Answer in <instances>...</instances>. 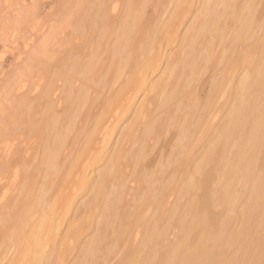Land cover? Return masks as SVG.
I'll return each mask as SVG.
<instances>
[{
    "label": "bare ground",
    "instance_id": "6f19581e",
    "mask_svg": "<svg viewBox=\"0 0 264 264\" xmlns=\"http://www.w3.org/2000/svg\"><path fill=\"white\" fill-rule=\"evenodd\" d=\"M78 3L32 52L72 34L38 143L0 118V264H264V0ZM27 4L0 0L4 52L46 32Z\"/></svg>",
    "mask_w": 264,
    "mask_h": 264
},
{
    "label": "rangeland",
    "instance_id": "374dc122",
    "mask_svg": "<svg viewBox=\"0 0 264 264\" xmlns=\"http://www.w3.org/2000/svg\"><path fill=\"white\" fill-rule=\"evenodd\" d=\"M70 0H39L35 5L33 4V3H31V0H27V6H33L34 5V7H36L37 8V13H38V15H39V19L38 20H40V22L38 23L41 27H46V32L44 33V30H42L41 32H42V35H40V36H38L37 35V31H35V30H33L32 31V33H34L35 32V35H34V38L32 39V40H30L29 42L31 43V44H33V42H35L34 43V45L31 47V48H29L27 45H26V43L28 42V40L25 42V38H22V37H20L18 40H17V44H15L16 46H14L15 48H13L12 47V45L11 44H9V46H11L9 49H6L5 50V52H4V50H1L0 49V56H2L3 57V60H2V65H1V69H0V80H2V81H6L7 79L10 81L11 80V78H13L12 76L14 75V74H17V73H22V71H24V73H23V76H22V78H24L25 79V81L27 82V84H28V86H27V88L24 90V94L23 95H19V92H16L15 93V96L13 95V94H11V93H9V95L6 97V99L4 100V102H2L1 103V105H2V107L4 106V110L3 111H5L4 112V114H2L3 113V111H1V114H0V118H2L4 115H6V116H4V118H6V122H7V126H8V124H9V126H10V129H11V125L13 126V124H11V123H13V120H14V118H13V116L14 115H16V117L17 116H21L20 118H18V119H21L22 117H24L25 116V119H26V115H27V119L29 118L28 116V114L26 113V112H28V110H30L29 111V113L31 112V111H33V109H34V111L35 110H37V109H39V107H41V106H39V103L41 102V101H39L38 100V98L36 97L38 94L37 93H35V91H34V88H35V86L36 85H38V84H40V83H42V82H47V83H50V81H47V80H49L51 77H53V74H54V76L56 75H58V74H55L56 72L57 73H60L59 72V68H61L62 66H64L65 64H64V62L65 61H63L64 59H66L67 58V56H66V53H67V51L69 50L68 48L66 49V47H68L69 46V48H71L70 46H71V44L69 43V42H67L66 40L68 39L69 40V38L71 37L72 38V34H71V36H69V38H59V40L58 39H56L55 40V42L58 40V42H57V44H54L55 42H53L52 41V46H51V50L49 49L48 51L49 52H47V54L49 55H47L46 53H45V55L42 57L41 55H40V58H41V61H40V58H37V57H33L34 56V54L32 53L33 52V50H35L38 46H39V43L41 42V41H43L44 40V38L45 37H47V36H49V35H52V34H50L51 32H52V29L50 28V27H52L53 25H56V26H58V28H56L55 27V32H57V35H56V37H59L58 36V34L60 33V32H62V30L61 29H63L62 27H63V25L62 24H64V20H69L70 18H71V15H73V14H78L80 11H82L81 10V6H79V3H78V1L79 0H77V4H71V6H69L70 5V2H69ZM61 19V20H60ZM60 20V21H59ZM61 21H63V23L61 24L60 22ZM66 22V21H65ZM57 23H59V24H61L62 26H59V24H57ZM65 29V28H64ZM67 29H65V31H66ZM37 32V33H36ZM56 34V33H55ZM60 37H63V35L61 34V36ZM69 44H67V43ZM70 42L72 43V39L70 40ZM64 49H65V51H64ZM4 52V53H3ZM64 52H66V53H64ZM62 53H64V56L63 55H60V54H62ZM51 54V55H50ZM46 56V57H45ZM60 57V59L62 58V57H64V59L62 60H60L59 58H57L56 60H58V62H59V65H60V67L58 68V64L56 65L55 64V62L56 61H54L53 59H50L51 57H53L54 59L56 58V57ZM49 57V58H48ZM33 59H38V61H34ZM50 59V60H49ZM73 59V58H72ZM71 59V60H72ZM87 59H85V61H86ZM63 61V62H62ZM62 62V63H61ZM57 63V62H56ZM68 63H71V61L69 60L68 61ZM56 65V67H55V70L53 69V67ZM54 65V66H53ZM62 65V66H61ZM46 67V68H45ZM58 68V69H57ZM65 69V67H63V69L61 68V70L60 71H62V70H64ZM58 70V71H57ZM52 71H54V73H51ZM56 71V72H55ZM49 72V73H48ZM51 74H52V76H51ZM51 76V77H49V76ZM59 76V75H58ZM15 78H16V75H15ZM54 78V77H53ZM45 79V80H44ZM52 80V79H51ZM102 80H103V78H99V80H97L98 82H99V85L100 86H102L103 85V82H102ZM96 81V82H97ZM84 82V81H83ZM102 82V85L100 84ZM13 84V83H12ZM58 84V83H57ZM93 84H95L94 86L92 85V91L93 90H96L97 88L99 89V85H97L96 86V84L97 83H93ZM99 86V87H98ZM96 87V88H95ZM97 89V90H98ZM13 91V90H12ZM11 91V92H12ZM18 96V97H17ZM21 96H22V99H24L25 98V96H26V98L24 99V101L23 100H21V101H19L20 99H21ZM27 96H29L30 98H28ZM32 99L34 100V101H36V100H38V101H36L35 103L32 101ZM36 99V100H35ZM31 100V101H30ZM50 100V99H49ZM23 101V102H22ZM27 101V102H26ZM21 102V103H20ZM31 102V104H33V106H31L30 107V105L31 104H29V103ZM19 103H20V106H19ZM26 103H28L29 105H27ZM37 103V104H36ZM42 103V102H41ZM41 103H40V105H41ZM21 104H25V109H23L24 107H22V105ZM35 104V105H34ZM27 105V106H26ZM37 105H38V108H37ZM46 105V104H45ZM44 105V103H42V106H45ZM28 106H29V109H28ZM35 106V108H33ZM1 107V106H0ZM18 107H19V109H18ZM22 107V108H21ZM27 107V108H26ZM30 108H33V109H30ZM37 108V109H36ZM26 109H28L27 111H26ZM41 109V108H40ZM18 110H19V112H18ZM20 111H21V113H20ZM25 111V112H24ZM33 111V112H34ZM40 110H38L37 112L35 111V113L36 114H34L33 112L32 113H30L31 115H34V117H32L33 118V120H34V118L36 117V119H38V118H40V120L38 121V122H41L43 119H41V117H40V115H39V112ZM17 113V114H16ZM42 117H43V115H41ZM31 117V116H30ZM31 118V119H32ZM18 119H16L15 118V126H13L14 128V130L15 129H18V132H19V123H20V125H22L23 126V128H21V132H19V133H17V135H16V133H15V135H13L14 134V132H16V131H12V129H11V132L9 131L10 129L6 126V123L5 122H3V119L1 120V122L3 123V129H5L6 128V131H8V134L12 137V138H16V140H15V142H13L14 144L16 143V142H18L19 143V140L21 139V141H23V142H21L20 141V143L18 144V146H21V148L19 149V152H20V154H23V147H24V145H25V143L28 141L30 144L32 143L33 144V142L32 141H34V143H38V141H39V134H35L36 135V138L34 137L33 138V136H31V134L32 133H29V132H31V131H29L30 130V128H33V127H35L34 129H32L33 131L36 129V127H38V125L36 124H33L34 122L35 123H37V120L36 121H32L31 122V119H28L30 122H29V124H27V122H25V120L22 118V120L21 121H23V122H25L27 125H25V123H24V125L21 123V121H19ZM18 122V124H17V122ZM4 123H5V125H4ZM11 124V125H10ZM16 124H17V126H16ZM0 125H1V123H0ZM31 127H30V126ZM26 126H28L29 128H27ZM5 127V128H4ZM24 127H26L25 129H24ZM0 128H1V126H0ZM9 129V130H8ZM24 129V130H23ZM27 130L29 131L28 133V135H30V136H28V135H26V133H27ZM10 132V133H9ZM26 132V133H25ZM13 133V134H12ZM20 133H23V135H21ZM20 134V135H19ZM33 135H34V132H33ZM34 135V136H35ZM26 136V137H25ZM21 137V138H20ZM23 137V138H22ZM18 139V140H17ZM23 139V140H22ZM28 139V140H27ZM25 140V141H24ZM31 140V141H30ZM27 142V144H29ZM21 143H23V144H21ZM36 145V144H35ZM17 156H19V153L15 156L16 158H17ZM9 178H11V176L9 175ZM12 179V178H11ZM11 180L9 179V181L8 182H10ZM11 183H12V181L9 183V186L13 189V185H11ZM7 188L8 189V192L10 193V195H13L14 194V196L15 195H18V194H20V192H19V190L20 189H18V190H16V191H13V190H10L11 188ZM22 187V185L20 186V188ZM16 193V194H15ZM22 194V193H21ZM20 194V196H23V194L21 195ZM13 205H14V202H13ZM13 207V206H12Z\"/></svg>",
    "mask_w": 264,
    "mask_h": 264
}]
</instances>
